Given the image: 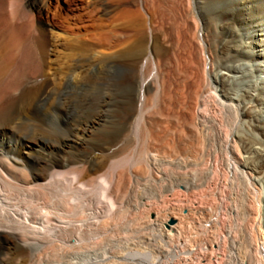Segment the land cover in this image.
<instances>
[{
  "label": "bare ground",
  "instance_id": "obj_1",
  "mask_svg": "<svg viewBox=\"0 0 264 264\" xmlns=\"http://www.w3.org/2000/svg\"><path fill=\"white\" fill-rule=\"evenodd\" d=\"M50 45L67 49L52 72ZM118 61L140 164L107 163L116 141L70 157L87 123L52 143L24 122ZM132 208L155 250L133 264H264V0H0V264H105Z\"/></svg>",
  "mask_w": 264,
  "mask_h": 264
},
{
  "label": "rangeland",
  "instance_id": "obj_2",
  "mask_svg": "<svg viewBox=\"0 0 264 264\" xmlns=\"http://www.w3.org/2000/svg\"><path fill=\"white\" fill-rule=\"evenodd\" d=\"M12 23H13V25H12ZM9 25H10V27L14 28L16 25V21L12 20V22ZM62 35H64V33ZM50 38H51V36H50ZM59 41H60V39H59ZM48 50H49L48 59L50 58L48 60V62L50 65H52L51 66L52 67L51 72H52L53 67H55V65L61 66V61H64V59H65L64 54L66 53L67 49H65L63 46H60V45L59 46L50 45ZM100 50H102L101 52H104V53L108 52L109 53V50L107 51L106 48H100ZM54 63H56V64H54ZM114 69L115 70L111 71L110 73L105 74V77H107L106 78L107 82L106 81L105 82H103V81L102 82L101 81H99V82L98 81H87V82H84L81 84L67 83L61 89V92L56 95V99L51 103V105L53 107L48 105L47 103H43V104L39 105L35 109V111L31 113V115H29V114L27 115L28 119L25 118L24 122L32 127V128H30L31 130H38V131L41 130L40 132H42V133L45 132L43 134L45 135L46 138L48 137L47 139L52 143H59L64 137H72L74 134H76V132H77L76 128L77 127H80V126L87 123L89 126L92 125L91 126L92 134L89 138H87L82 143V145L78 149L77 148H75V149L74 148H67L66 149V150L69 149L68 151L71 152V153H68V155L70 157L79 156V158H81V157H83V154H85L87 150L93 151L95 148L99 147V145L105 146L107 143H110L111 141H116L118 143L116 144V147H115V150L113 151V153L111 155L109 154V156L107 158V160H108L107 163H109L111 160L113 161V160H116L118 158H122V159L124 158V159L135 160V162H137L136 163L137 165L140 164L139 160L141 158L140 155L142 153L141 152L142 148L139 145L135 144V142L131 139V137H129V134L127 136L128 132L125 130L126 129L125 127H127L130 124L134 125L137 122V120H139L137 112H135V114H134L133 113L134 110H133V112H131L129 109V107H130L129 104L133 100V98H135V95H136L135 88L133 87V83H131L129 81V78H128L129 65H128L127 61H118L117 63L114 64ZM51 76H52V74H51ZM111 78H113V79H111ZM101 83L103 86L101 85ZM128 84L130 85V87ZM67 87H69V88H67ZM73 87H75L76 89ZM94 87H96V88H94ZM123 88L125 90H123ZM132 88H133V90H132ZM80 90H83V91H80ZM106 90H108V91H106ZM113 96H114V98H113ZM103 100H105V104L101 105V103H103ZM109 101H110V103H109ZM91 102H92V104H91ZM70 105H71V107H70ZM42 106H44V107H42ZM66 106H67V108H66ZM55 107H57V108H55ZM109 107H110V109H109ZM60 108H62V109H60ZM91 108H93V109H91ZM112 108H114V109H112ZM116 109H117V111H116ZM46 111L49 113H47ZM98 111H100V112H98ZM119 112H120V114H119ZM100 113H102V114H100ZM135 115H136V117H135ZM90 117L94 118V119H91ZM107 118H108V120H107ZM109 132H111V133H109ZM127 137H128V139H127ZM121 145H122V147H121ZM116 149H118V150H116ZM104 153L108 154V152H104ZM132 154H133V156H132ZM128 156L131 158H129ZM142 178H143V180H142ZM142 178H140V180L143 183L144 182V176ZM145 186L146 185L144 183L140 184L141 192H139V194H143L144 192H146L147 186L146 187ZM133 194L134 193H132L130 195L134 196ZM156 205H157V207L158 206L161 207L160 203L155 204L154 207H156ZM136 210L137 209L132 208L130 210V212H128L124 216L122 215L121 218H119V220L116 222L114 230L111 234V240H110L111 242L109 243L110 246L105 250V254H104L105 257L103 255H101L103 253L102 251L99 252L101 257L103 259H106L107 263H105V264H115V263L116 264H133V261H131V258H127V257H130V255H132L133 253H135V252L139 253L142 251H143L142 253H144V252L149 253L151 251L152 253L150 252L149 254L152 255L153 252L155 251V250H153V248H154L153 240L152 241L146 240L142 236V231H143V228H142L143 223L142 222L146 216V212H144L145 210H143V209H142V211H141V209H139L137 211ZM151 216H152V213H150V217ZM117 225H118V227H116ZM51 249L52 250L46 252L43 256L40 257V260L42 259L40 261V264H44V263L45 264H51L53 262H54L53 264H56L59 261H61V262H59L57 264H60V263L61 264H66V263L67 264H70V263L74 264L80 260L79 254L77 255L76 253H74L76 255V256H74L73 252L66 251L64 249H59V252H58V250H54L53 248H51ZM60 250H62V251H60ZM63 251H64V253H63ZM57 254H59V255H57ZM57 256H58V258H57ZM43 260H44V263H43ZM25 264H28V261H26Z\"/></svg>",
  "mask_w": 264,
  "mask_h": 264
}]
</instances>
